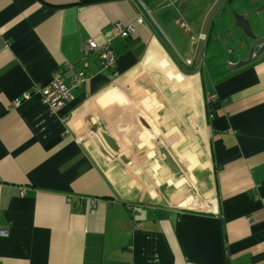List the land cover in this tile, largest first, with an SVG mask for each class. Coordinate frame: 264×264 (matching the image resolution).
<instances>
[{"label":"crops","instance_id":"obj_1","mask_svg":"<svg viewBox=\"0 0 264 264\" xmlns=\"http://www.w3.org/2000/svg\"><path fill=\"white\" fill-rule=\"evenodd\" d=\"M225 2L0 0V264H264V53L234 69ZM54 73L85 74L55 113Z\"/></svg>","mask_w":264,"mask_h":264},{"label":"built area","instance_id":"obj_2","mask_svg":"<svg viewBox=\"0 0 264 264\" xmlns=\"http://www.w3.org/2000/svg\"><path fill=\"white\" fill-rule=\"evenodd\" d=\"M142 21L138 18L137 23ZM116 35L126 38L133 34L134 25L123 26L122 24H117L115 26ZM112 36L106 34L104 36V43L98 46L93 41H87L83 48V55H88L94 53L99 57L100 64L104 68H113L115 63L114 53L110 48V40ZM199 43L204 46L207 41V35L200 34L198 37ZM85 81V74L79 73L75 75L70 81L69 86L64 84V81L59 73H54L49 81V84L40 88H37V92L42 96L43 102L48 106L49 110L53 113L60 110L66 103L73 99L72 90L79 87ZM28 95H25V99ZM215 97L209 99V103L215 102ZM17 105V103H15ZM209 115V118H212ZM64 121V120H63ZM7 234L0 230V236L5 237Z\"/></svg>","mask_w":264,"mask_h":264},{"label":"water","instance_id":"obj_3","mask_svg":"<svg viewBox=\"0 0 264 264\" xmlns=\"http://www.w3.org/2000/svg\"><path fill=\"white\" fill-rule=\"evenodd\" d=\"M232 22L233 26L240 30L243 36L251 41L247 59L245 61H239L234 67V69H239L241 67L251 64L256 59H258L260 55L264 53V36L261 38L256 37V35L252 31L249 21L243 15L235 13L232 18ZM257 46L261 47L259 48L257 53H254V50ZM86 123L88 124L87 127L91 132H94L96 130L91 120H88Z\"/></svg>","mask_w":264,"mask_h":264},{"label":"rangeland","instance_id":"obj_4","mask_svg":"<svg viewBox=\"0 0 264 264\" xmlns=\"http://www.w3.org/2000/svg\"><path fill=\"white\" fill-rule=\"evenodd\" d=\"M251 2H252L251 0H226L224 7L219 11L218 15L215 16L217 23H220V20L222 19L221 17H225V18H228L229 20H231L233 18V16L235 15V13L238 12L242 6H244L245 4L251 3ZM262 33H264V30L262 31ZM240 47H241L240 43H236L234 40H232V52H233L232 60L235 59V54L237 53V51ZM225 50H226V48H222L220 50L221 53L219 55V58H221V60H223V61L225 59L229 58V56L227 55V52L229 53L231 48H229L227 50V52H225ZM244 51H243V53H244ZM214 52H215V50H213L211 47H210V50L207 49L206 54H209V55L205 54L206 56L204 57V62L210 61L212 58V56L210 54L211 53L213 54Z\"/></svg>","mask_w":264,"mask_h":264}]
</instances>
